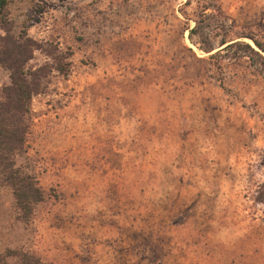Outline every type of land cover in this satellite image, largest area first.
<instances>
[{
  "label": "rangeland",
  "instance_id": "obj_1",
  "mask_svg": "<svg viewBox=\"0 0 264 264\" xmlns=\"http://www.w3.org/2000/svg\"><path fill=\"white\" fill-rule=\"evenodd\" d=\"M7 12L53 60L28 63L51 69L14 166L41 199L22 221L0 176V264H264V58H208L264 47V0Z\"/></svg>",
  "mask_w": 264,
  "mask_h": 264
},
{
  "label": "trees",
  "instance_id": "obj_2",
  "mask_svg": "<svg viewBox=\"0 0 264 264\" xmlns=\"http://www.w3.org/2000/svg\"><path fill=\"white\" fill-rule=\"evenodd\" d=\"M8 2L9 0H0V69L7 73L8 79V83L0 88V176L10 188L18 216L25 222L31 215L33 205L40 201L41 193L31 176L22 174L15 168L14 159L23 152L30 121V99L43 92L46 75L51 69L46 65L29 66L28 63L36 51L44 53L45 57L52 60L53 58L29 38L25 31H12L7 12ZM186 30L188 38L195 31L194 26ZM251 43L256 51L235 39L220 40L219 49L208 55V58L217 55L218 51L239 47L262 61L264 47L253 39ZM199 49L205 54L212 51L211 48ZM54 69L58 73H65L62 68Z\"/></svg>",
  "mask_w": 264,
  "mask_h": 264
}]
</instances>
